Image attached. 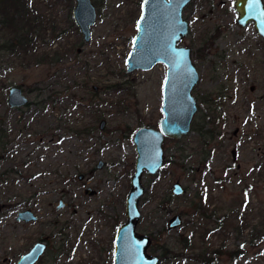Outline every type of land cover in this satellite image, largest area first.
Segmentation results:
<instances>
[{
	"label": "rangeland",
	"instance_id": "374dc122",
	"mask_svg": "<svg viewBox=\"0 0 264 264\" xmlns=\"http://www.w3.org/2000/svg\"><path fill=\"white\" fill-rule=\"evenodd\" d=\"M91 2L88 42L73 20L75 0H31L28 50H0V264H16L39 240L47 250L36 264H113L132 138L158 128L167 68L126 71L143 0ZM182 17L179 47L193 50L198 111L184 138L165 141L170 162L143 175L136 232L150 237L146 252L159 264H204L197 257L208 253L215 264H264V44L252 27L236 26L234 0H191ZM11 33L0 32V47ZM222 85V114L213 115L203 101ZM12 86L27 106L9 108ZM175 182L186 194L171 196ZM27 208L37 220L18 222ZM175 215L182 223L168 230Z\"/></svg>",
	"mask_w": 264,
	"mask_h": 264
},
{
	"label": "water",
	"instance_id": "95a60500",
	"mask_svg": "<svg viewBox=\"0 0 264 264\" xmlns=\"http://www.w3.org/2000/svg\"><path fill=\"white\" fill-rule=\"evenodd\" d=\"M191 0H143L141 13L136 22V34L131 41V50L125 59L126 71L150 70L157 64L164 65L166 76L162 88L163 118L157 129L140 128L132 138L136 160L134 173L129 180L130 189L125 199L126 222L116 231L113 242V264H159L160 259L147 254L150 237L136 232L140 219L139 200L145 192L141 182L144 174L156 175L165 166L163 145L165 139L180 140L191 127L197 110L192 90L198 82V74L192 61L191 49L179 47L187 36L188 25L182 18L183 9ZM238 13L237 23L245 26L254 21L255 29L264 39V4L262 0H234ZM73 20L83 40L88 42L91 27L96 22V10L91 0H75ZM259 16V17H258ZM28 100L18 87H10L7 105L10 109L21 108ZM104 121L100 122L103 129ZM233 158L235 157L232 152ZM88 191V190H87ZM88 194H91L88 191ZM172 197L186 194L179 182L170 188ZM63 207L59 202L57 209ZM36 217L30 210L18 214L17 221L31 222ZM181 217L175 215L168 221L167 229L178 228ZM45 250L43 243H36L21 256L16 264H36Z\"/></svg>",
	"mask_w": 264,
	"mask_h": 264
},
{
	"label": "trees",
	"instance_id": "16d2710c",
	"mask_svg": "<svg viewBox=\"0 0 264 264\" xmlns=\"http://www.w3.org/2000/svg\"><path fill=\"white\" fill-rule=\"evenodd\" d=\"M30 15L31 0H0V32L6 31L13 33H11L13 37L10 36L9 41L1 44L0 50L2 48H4L3 50H10L15 46H18L21 50H25V52L28 50L31 45L33 31ZM169 162V160L166 161V164ZM242 231L240 230V233ZM181 244L186 249L190 242L188 239H184ZM197 260H200L204 264H215L217 257L212 258L210 253H208V256L197 257Z\"/></svg>",
	"mask_w": 264,
	"mask_h": 264
},
{
	"label": "flooded vegetation",
	"instance_id": "af4514ba",
	"mask_svg": "<svg viewBox=\"0 0 264 264\" xmlns=\"http://www.w3.org/2000/svg\"><path fill=\"white\" fill-rule=\"evenodd\" d=\"M262 2H263V4H264V0H262ZM94 6V5H93ZM95 8V7H94ZM234 9H235V7H234ZM236 11V10H235ZM236 14H237V18H236V20H235V24H236V26L238 27V28H246V27H252L253 28V30H254V33H255V35H256V37H257V39H259V41H260V43L263 45L264 44V39L262 38V36L257 32V30L255 29V23H254V21H251V22H248L245 26H240L238 23H237V20H238V13H237V11H236ZM259 17V16H258ZM183 18V17H182ZM184 20V19H183ZM188 34V33H187ZM261 47H259L258 49H260ZM191 49V48H190ZM262 49V48H261ZM191 56H192V61H193V50L191 49ZM199 52V51H198ZM198 52L196 51L195 52V56L197 57V58H201V56L202 55H200V54H198ZM200 53V52H199ZM203 53V52H202ZM193 63H194V61H193ZM195 65V64H194ZM196 68V67H195ZM198 74V73H197ZM198 83H199V74H198V82H197V84H196V86L198 85ZM196 86L194 87V89L193 90H195V88H196ZM13 87V86H12ZM15 87V86H14ZM10 88V87H9ZM8 88V89H9ZM19 88V87H18ZM21 89V88H20ZM22 90V89H21ZM193 90H192V96H193ZM224 85H222V88L217 92V94H216V96L214 95V96H210L208 99H206V101H203V103H205V104H207L208 105V107H209V111H210V108L212 107V105H214V109L211 111V113L214 115V114H216V112H218V111H221L220 112V114H222V99L225 97V95H224ZM22 93H23V91H22ZM7 95H8V90H7ZM23 95H25L24 93H23ZM26 97V96H25ZM194 97V96H193ZM195 98V97H194ZM28 100V99H27ZM195 100H196V98H195ZM6 101H7V98H6ZM28 104H29V101H28ZM27 104V105H28ZM27 105H25V106H27ZM24 106V107H25ZM196 106H197V110H196V112H195V114H194V116L196 115V113H197V111H198V102H197V100H196ZM21 108H23V107H21ZM194 116H193V118H192V121H193V119H194ZM222 116V115H221ZM222 117H217L215 120H216V122H218V121H220V119H221ZM191 124H192V122H191ZM142 128H145V127H142ZM148 128H152V127H148ZM191 128V127H190ZM140 129V128H139ZM155 129H157V128H155ZM137 131V130H136ZM135 131V132H136ZM166 140H170V139H165V141ZM181 140V139H180ZM165 143V142H164ZM164 146V145H163ZM165 164H166V159H165ZM2 176H3V174L2 173H0V181H1V179H2ZM88 191H90L91 192V194L93 193V191L92 190H88ZM88 191H87V193H88ZM26 210H30L32 213H33V215L36 217V215L34 214V212L30 209V208H27V209H25V210H23V211H21V212H24V211H26ZM21 212H19V213H21ZM18 213V214H19ZM18 214H17V217H18ZM16 220H17V218H16ZM36 220H37V217H36ZM35 220V221H36ZM35 221H31V222H35ZM18 222H22L23 224H27V223H31V222H24V221H18ZM120 224L118 225V229L120 228ZM36 243H43V242H41V240H39L38 242H36ZM36 243H34L33 245H35ZM44 244V243H43ZM33 245H32V247H33ZM45 245V250H44V252H43V254L46 252V250H47V246H46V244H44ZM31 247V248H32ZM30 248V249H31ZM29 249V250H30ZM28 250V251H29ZM28 251L27 252H25L24 254H22L21 256H23V255H25L26 253H28ZM42 254V255H43ZM20 256V257H21ZM19 257V258H20ZM42 257V256H41ZM40 257V258H41ZM39 258V259H40ZM39 259H38V261H39ZM37 261V262H38ZM36 262V263H37Z\"/></svg>",
	"mask_w": 264,
	"mask_h": 264
}]
</instances>
